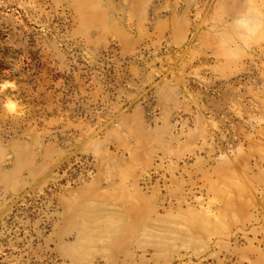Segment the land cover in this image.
Here are the masks:
<instances>
[{"label":"rangeland","instance_id":"rangeland-1","mask_svg":"<svg viewBox=\"0 0 264 264\" xmlns=\"http://www.w3.org/2000/svg\"><path fill=\"white\" fill-rule=\"evenodd\" d=\"M0 264H264V0H0Z\"/></svg>","mask_w":264,"mask_h":264}]
</instances>
